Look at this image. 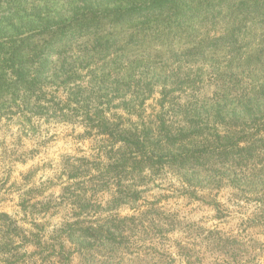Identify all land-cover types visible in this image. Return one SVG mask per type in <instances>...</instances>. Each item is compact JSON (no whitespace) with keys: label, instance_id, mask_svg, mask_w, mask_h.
<instances>
[{"label":"trees","instance_id":"1","mask_svg":"<svg viewBox=\"0 0 264 264\" xmlns=\"http://www.w3.org/2000/svg\"><path fill=\"white\" fill-rule=\"evenodd\" d=\"M261 66L264 0H0V123L28 135L46 119L92 142L62 163L50 203L73 213L56 235L38 217L51 205L32 211L48 202L0 213V264H125L152 249L147 237L181 225L145 195L166 168L247 190L264 211Z\"/></svg>","mask_w":264,"mask_h":264},{"label":"rangeland","instance_id":"2","mask_svg":"<svg viewBox=\"0 0 264 264\" xmlns=\"http://www.w3.org/2000/svg\"><path fill=\"white\" fill-rule=\"evenodd\" d=\"M183 43V40L178 41L176 47L157 46L154 51L163 54L169 47L180 48L178 45ZM188 45L186 41L181 48ZM186 69L187 64L182 67L183 71ZM254 72V77H263L264 66ZM158 97L156 94L149 104H156ZM36 126L33 133L25 135L15 124L0 123V213L7 212L18 219L24 218L20 203L25 197L31 199V203L48 202L46 208L32 209L35 213L47 212L52 197L60 195L67 182L62 174V163L69 156L92 153L91 140L80 138L81 128L46 119L36 121ZM181 175L183 173L172 168L158 171L145 194L150 200H158V205L165 210L175 213L181 225L170 235L147 237L143 243L153 248L144 246L137 251H127L125 264H216L222 259L229 264H264L262 204L246 193L247 190L201 186L206 184L201 182L203 177L188 186ZM218 201L227 209L224 213L217 212L214 203ZM50 209L45 218L43 214L38 216L49 231L47 237L56 235L53 225L73 213L70 204L55 209L51 205ZM124 211V214L130 212ZM74 259L78 264L79 259Z\"/></svg>","mask_w":264,"mask_h":264}]
</instances>
